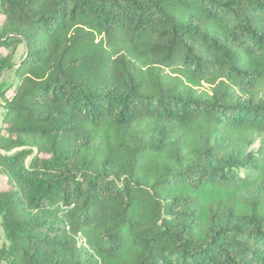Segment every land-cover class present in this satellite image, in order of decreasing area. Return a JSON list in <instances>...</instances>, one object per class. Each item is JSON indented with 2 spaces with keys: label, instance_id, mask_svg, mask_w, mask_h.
I'll return each instance as SVG.
<instances>
[{
  "label": "trees",
  "instance_id": "1",
  "mask_svg": "<svg viewBox=\"0 0 264 264\" xmlns=\"http://www.w3.org/2000/svg\"><path fill=\"white\" fill-rule=\"evenodd\" d=\"M0 108V264H264V0H0Z\"/></svg>",
  "mask_w": 264,
  "mask_h": 264
},
{
  "label": "rangeland",
  "instance_id": "2",
  "mask_svg": "<svg viewBox=\"0 0 264 264\" xmlns=\"http://www.w3.org/2000/svg\"><path fill=\"white\" fill-rule=\"evenodd\" d=\"M23 50H22V48L20 47V49L17 51V54H16V56H15V58L17 59V58H19L21 55H22V52ZM12 77V75H9L8 76V78L10 79ZM2 114H3V111H2V109L0 108V126H1V117H2ZM258 142L257 143H255V144H253L252 146H250L249 148H247V151L248 150H254L255 148H257L258 147ZM1 184H2V182H1ZM1 186H3V185H1ZM3 244H4V234H3V231H2V227H1V216H0V247H2L3 246Z\"/></svg>",
  "mask_w": 264,
  "mask_h": 264
}]
</instances>
